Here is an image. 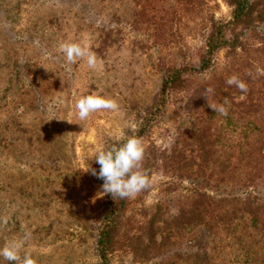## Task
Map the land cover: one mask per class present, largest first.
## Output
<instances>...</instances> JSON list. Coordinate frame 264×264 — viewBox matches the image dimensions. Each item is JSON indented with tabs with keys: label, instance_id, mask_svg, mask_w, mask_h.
I'll return each instance as SVG.
<instances>
[{
	"label": "trees",
	"instance_id": "16d2710c",
	"mask_svg": "<svg viewBox=\"0 0 264 264\" xmlns=\"http://www.w3.org/2000/svg\"><path fill=\"white\" fill-rule=\"evenodd\" d=\"M114 1L120 0H36L35 7L45 8L43 18L46 23L43 24L55 31V39L44 36L40 29L33 31L28 28L20 32L14 21L6 17V12L0 10L3 23L0 29L4 32L0 37V64L6 66L11 56L15 77L14 84L6 87L0 97L1 164L6 145L17 144L19 150L23 149L25 159L36 157L41 145L40 151L46 155L39 153L41 158L37 157V164L33 163V166L38 165L36 169L42 172L59 170V158L50 157L45 146L46 132L52 125L50 120L58 119L59 115L58 105H51L58 97L53 92L65 93L67 88H71L66 93L71 92L74 104L90 94L103 96L99 88L103 72L100 74L96 69L104 67L106 70L117 51H126L133 56L145 49V41L136 34L125 40L129 34L124 33L121 26L126 25L136 31L144 25H151L154 33L159 31L155 13L150 15L153 11L149 8L150 0H122L118 6L111 4ZM175 2L183 18H200L207 0ZM225 2L232 8V19L224 24L211 23L204 52L198 62L164 70L162 82L150 103L144 107L136 128L126 129L119 141L106 140L102 149L108 150L114 145L119 147L133 136L142 138L145 154L141 170L150 180L153 172L158 170L172 178L188 177L190 173L194 177L193 199L170 222L163 221L165 225L161 227L159 211L151 214L142 212L139 219L127 215L131 205L140 201L151 186L133 198L114 199L110 194H104L100 213L91 222L96 264H111L115 252L131 254L134 261L143 260L157 247L166 245L172 236L186 239L189 247L197 246V253L204 247L211 249V253L204 256L191 254L195 259L189 257L187 264H264V93L261 91L264 90V79L259 77L263 85L259 89L251 81L252 74L236 75L248 84L245 98L240 101L234 99L233 93L241 91L234 85H228L226 79L221 80L214 88L216 99L212 100L219 104L227 98L229 104L225 107L228 115L221 116L208 107L205 110L208 121L194 130L192 140L195 146L187 154L176 148L162 149L151 138L154 127L163 118L168 98L185 87L187 75H200L212 69L215 53L221 49H229L228 53L238 48L245 51L241 36L259 25L264 26V0ZM93 15L98 18L95 30L83 27L82 23L91 25ZM28 22L32 27L41 25L35 20L34 23L33 20ZM73 25L78 30L73 34V42L90 48L102 61L95 70L90 69L84 59L77 60L72 68L59 51L60 43L68 42ZM80 32L88 34L83 41L77 38ZM261 49L264 52V44ZM45 62L57 70L45 73ZM255 93L259 94L256 98L253 97ZM204 112L203 117H206ZM93 114L95 112L88 118ZM214 116L221 121L216 134L209 133V123ZM224 126L231 127L232 134L239 129L242 132L223 137ZM99 168L95 162L94 169L98 172ZM96 183L102 187L103 181L96 178ZM2 185L0 182V216L3 212ZM33 192L35 196L32 197ZM27 197L33 199L31 204L41 218L48 221L45 223L42 219L36 226L39 227L37 233L47 231L44 236L50 233L51 224L59 223L58 219L64 217L65 212L81 206L76 197L53 188L31 190Z\"/></svg>",
	"mask_w": 264,
	"mask_h": 264
},
{
	"label": "rangeland",
	"instance_id": "374dc122",
	"mask_svg": "<svg viewBox=\"0 0 264 264\" xmlns=\"http://www.w3.org/2000/svg\"><path fill=\"white\" fill-rule=\"evenodd\" d=\"M1 1L0 10L6 12V17L14 21L20 32L28 28L33 31L40 29L44 36L55 39V31L47 24H43L46 23V19L43 18L45 8L35 7L36 0ZM120 1L111 4L118 6ZM150 1L149 8L153 9L150 15L155 13L156 21L160 25L158 32L154 33L151 25H144L136 31L126 25L121 26L124 33L129 34L125 40L132 39L136 34L145 41L144 52L130 56L126 51H117L106 70L104 67L96 69L100 74L103 72L99 85L103 97L116 100L119 110L97 111L91 118L80 120L75 104L71 100V92L66 93L71 88L60 94L54 91L53 94L58 97H55L51 105L55 107L58 105L59 115L58 119L50 120L52 125L47 129L48 138L45 146L49 149L50 157L59 158V170L42 172L36 169L38 165L33 166V163L37 164V157L41 158L39 153L46 155L40 151L41 145L36 157L26 159L22 154L23 149L19 150L17 144L5 146L3 161L0 163V182L3 183V212L0 218L7 217L8 223L0 226V248L7 241L23 239L28 234L20 255L23 257L30 253L36 264H96L91 228L100 213L104 198L102 187L91 174L97 153L103 149L106 140L119 141L126 129L136 128L144 107L150 103L162 82L164 70L194 65L198 62L204 52L206 36L212 22L224 24L232 19V8L225 0H207L200 18L192 16L183 18L175 0ZM29 20H33V23L34 20L40 22L41 25L28 26ZM90 20L91 25L82 23L83 27L95 30L98 26L97 16L93 15ZM2 25L0 20V27ZM75 31L78 30L76 25H73L68 42H73ZM3 33L0 29V37ZM6 36L10 37L8 32ZM87 36L85 32L77 34L81 41ZM241 41L245 44L243 48L245 51H241L240 48L231 53H228L227 48L217 51L212 69L200 75H187L185 87L171 94L163 118L154 127L151 137L157 146L162 149L176 148L186 154L194 149L192 134L208 121L206 120L208 113L205 110L208 103H213L212 98L216 99L215 91L213 97L211 94L205 97L206 88L214 89L221 80H227L232 75H243L245 72L252 74V83L256 88L262 89L259 77L264 79V75L258 74L257 69L264 70V52L261 49L264 44V26L259 25L246 31L241 36ZM43 67L47 74L57 70L49 62H45ZM71 67L73 68L72 64ZM57 77L59 79V76ZM14 81L10 56L6 66L0 64V97L4 89L13 85ZM261 91L264 93V90ZM258 95L255 93L253 97L256 98ZM233 97L240 101L245 98V94L233 93ZM55 111L57 112V108ZM202 112L207 116L203 117ZM218 119V116H214L210 120L209 133L219 132L221 121ZM228 128L223 127L221 136L227 137L234 133L238 135L242 132L239 129L232 134L230 132L232 128ZM33 149L34 145L30 147V152ZM25 153H28V150ZM32 154L34 155L35 151ZM187 176L172 178L162 170L153 172L149 192L140 201L131 205L127 215L139 219L142 212L151 214L159 211L160 226L163 227L165 225L163 221L170 222L181 209H186L193 199L194 177L190 173ZM38 188L63 191L76 197L81 204L79 209L72 208L65 212V216L58 219L59 223L51 224L50 233L46 236H44L46 230L36 232L39 228L36 226L44 218H41L38 211L33 208L31 204L33 199L27 197L29 191H36ZM186 241L172 236L166 241V245L157 247L143 260L134 261L131 254L115 252L111 264H187L189 257L195 259L191 254L197 253L198 249L193 244V247H189ZM209 253L211 249L204 247L197 253V257ZM1 263L11 264L3 258Z\"/></svg>",
	"mask_w": 264,
	"mask_h": 264
},
{
	"label": "clouds",
	"instance_id": "9594fccd",
	"mask_svg": "<svg viewBox=\"0 0 264 264\" xmlns=\"http://www.w3.org/2000/svg\"><path fill=\"white\" fill-rule=\"evenodd\" d=\"M59 51L64 54L68 64H75L77 60L84 59L90 69L95 70L102 61L98 60L96 54L86 46L76 42H62L59 45ZM257 73L264 75V70L257 69ZM226 83L230 86H236L242 93H247L248 86L240 80L238 76L232 75ZM205 97L214 93L212 87L204 90ZM243 98V97H241ZM227 98L222 103H208V107L221 116L228 115ZM75 109L80 120H86L92 113L106 110L117 112L119 104L116 100L105 98L97 94H90L81 97L75 103ZM145 148L142 138L131 137L121 146H112L108 150H101L95 157V162L100 165L99 171L91 169V174L97 179L103 181L102 190L104 194H110L114 199L133 198L141 191L151 186L149 176L141 170L144 159ZM89 170V169H88ZM8 218H0V226L7 225ZM28 234L23 239L7 241L0 248V257L11 262V264H36L30 253L21 257L20 252L24 247Z\"/></svg>",
	"mask_w": 264,
	"mask_h": 264
}]
</instances>
